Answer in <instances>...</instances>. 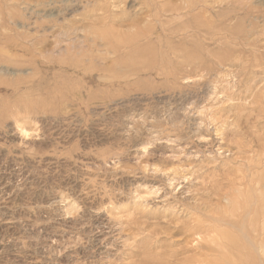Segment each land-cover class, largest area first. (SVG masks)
<instances>
[{
	"label": "rangeland",
	"instance_id": "1",
	"mask_svg": "<svg viewBox=\"0 0 264 264\" xmlns=\"http://www.w3.org/2000/svg\"><path fill=\"white\" fill-rule=\"evenodd\" d=\"M262 200L264 0H0V264L194 262Z\"/></svg>",
	"mask_w": 264,
	"mask_h": 264
},
{
	"label": "bare ground",
	"instance_id": "2",
	"mask_svg": "<svg viewBox=\"0 0 264 264\" xmlns=\"http://www.w3.org/2000/svg\"><path fill=\"white\" fill-rule=\"evenodd\" d=\"M6 62V61H5ZM263 210L259 209L258 206H253V203L250 202L248 212L242 215L241 222L239 225L234 226L232 223V227L235 228V232H230V230H220L217 226L205 225V222L197 221V225L193 230H189L194 235H204L201 238V241L196 245V249L203 250L201 260L197 261H185L184 264H227L225 260V256L223 255V250L219 248V246H223V248H231L233 250H243L246 248L252 247L255 248L256 241L261 234H264V200L261 201ZM248 207V206H246ZM253 207V208H252ZM239 220V219H238ZM236 220V221H238ZM219 221V220H218ZM217 221V222H218ZM221 221L225 224H230L226 219H221ZM237 223V222H235ZM249 225L248 227L246 225ZM259 225V227L257 226ZM231 228V227H230ZM185 231V230H184ZM188 230H186L187 232ZM212 235V236H211ZM226 235H229L227 238ZM208 236H211L206 239ZM219 236L222 238L221 240L217 239ZM210 239V240H209ZM207 240V241H206ZM246 242H243V241ZM262 248H260L264 252V237L262 239ZM216 244V246H213Z\"/></svg>",
	"mask_w": 264,
	"mask_h": 264
}]
</instances>
